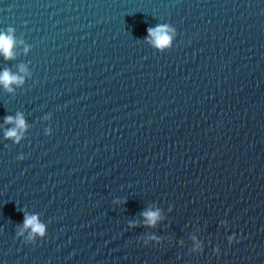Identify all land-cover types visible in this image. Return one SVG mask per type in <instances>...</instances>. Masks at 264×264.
<instances>
[{
	"label": "water",
	"instance_id": "obj_1",
	"mask_svg": "<svg viewBox=\"0 0 264 264\" xmlns=\"http://www.w3.org/2000/svg\"><path fill=\"white\" fill-rule=\"evenodd\" d=\"M0 33V264H264V0H0Z\"/></svg>",
	"mask_w": 264,
	"mask_h": 264
},
{
	"label": "clouds",
	"instance_id": "obj_2",
	"mask_svg": "<svg viewBox=\"0 0 264 264\" xmlns=\"http://www.w3.org/2000/svg\"><path fill=\"white\" fill-rule=\"evenodd\" d=\"M11 31V30H9ZM147 36L145 39H149V42L152 43L155 47L163 49L169 46L172 36L170 33L174 34L175 29L171 28L167 23L157 24L154 27H148L146 29ZM13 37L11 35H6L4 33H0V53H2L5 59H10L13 56L11 51L13 47ZM19 71L21 73L26 72V68L21 65ZM23 83V77L17 74L11 73L8 69L3 70L0 72V85H3L7 91H12L11 85L12 84H21ZM47 119V117H45ZM4 123L13 125L12 127L6 128L4 131L5 139H10L14 144L20 143L23 133L27 128L26 121L24 119V115L21 112H17L14 116L13 115H6L4 116ZM51 132L50 128L45 129V135ZM25 158L24 154H19L16 159L23 160ZM126 202V201H121ZM23 211V222L16 225L15 234L17 237H23L24 243H34L37 237L43 238L46 235L45 225L41 223L38 219V214H29L27 211ZM140 215L143 217L142 223L146 227H155L157 221L162 219L161 210L159 208L156 209H145L143 210ZM129 227H135V221L128 222ZM27 231V236H25V232ZM159 237L150 234L148 235V240L159 241ZM195 241V246L193 251L202 250L200 242L196 240L195 237H192ZM234 240V235L228 237V242L232 243ZM147 243V240L144 241ZM215 252L219 253L220 249H214Z\"/></svg>",
	"mask_w": 264,
	"mask_h": 264
}]
</instances>
